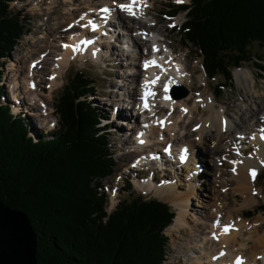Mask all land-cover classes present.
I'll list each match as a JSON object with an SVG mask.
<instances>
[{
	"label": "trees",
	"instance_id": "16d2710c",
	"mask_svg": "<svg viewBox=\"0 0 264 264\" xmlns=\"http://www.w3.org/2000/svg\"><path fill=\"white\" fill-rule=\"evenodd\" d=\"M14 1L0 0V66L26 33L10 9ZM169 7L166 16L186 13L183 41L199 51L209 79L225 82L217 84V95L233 81V68L254 61V43L264 49V0H190ZM257 59L264 68V56ZM95 89L96 80L78 72L57 105L59 129L34 139L2 104L0 87V200L27 214L38 264H165V230L175 217L167 203L139 196L122 199L111 215L106 211L101 190L117 162L99 126L107 114L88 100Z\"/></svg>",
	"mask_w": 264,
	"mask_h": 264
},
{
	"label": "bare ground",
	"instance_id": "6f19581e",
	"mask_svg": "<svg viewBox=\"0 0 264 264\" xmlns=\"http://www.w3.org/2000/svg\"><path fill=\"white\" fill-rule=\"evenodd\" d=\"M52 1L53 0H50V2ZM134 1L136 2V4L134 5V8L137 6H140L142 11L136 12L132 10V13L134 14H130L128 11L121 8V5L127 4L129 2H125L123 0H104V4L99 5L101 6V8L97 9L96 6L91 7L90 4H87L88 10L86 12L81 10L79 16L78 15L76 16V12L80 8L77 9V7H74L71 3L78 2V0H68L67 2L71 4V5L69 4L68 5L70 6L69 15L70 17H72V20L63 28V32H68L69 36L67 38V42L62 41L60 42L59 46H57L60 49L59 50L60 52L56 51V46L53 45L52 47L50 43L51 38L47 37L48 38L47 42L49 43V45H47L46 47L41 46L42 48H45V50L41 51V53H39L37 57L34 55L36 58L34 56H30L27 60L25 59L24 62H21L19 59H15V58L11 59L12 66H11L10 74H9V71H7L9 75L8 82H7L8 83L7 88H11V90L13 91L17 89V93L14 92V95H13L14 100L20 99L24 101V98H25L30 102L31 105L34 106L33 112H36V113H32L31 116L29 115V119L31 117H35L38 119H46L48 118V116L50 117L48 112L51 110L48 108V105L46 104V102L42 99V96H40L39 98L38 92L40 91L43 94L44 92H46V90L49 91V89L47 88L49 85L51 86V90H53L55 87L60 85V81L58 80V77H62V72H64L67 68L71 66L70 59L67 55L64 54V52H67V51L71 52V58L73 60H79V61H84L86 59L87 54L88 56L91 57L92 60H94L95 57L101 58L102 54L107 53V55H109L108 58H110V60L116 61L118 65L121 64V67L127 68L126 71H124V74L120 75L119 77L120 80H124L125 82V80L127 79L134 80V78L140 77L141 67L135 64L136 63L135 60H139L138 55L132 54V59L134 61H132L131 63L122 64L121 63L122 60H125V58L129 59L130 57L129 55L131 54L125 55L124 53H122L121 55H119V52L112 53L111 48L104 47L106 45H102L97 48V45L94 43V38H97V41H100L99 36H96V37L93 36V34L98 35V33H100L101 28H106V31H105L106 36H108L109 38L118 36V39H120L122 36H120L118 33L119 27H116L115 25H113L114 23H116V21L114 20L110 21L111 17L109 15H114L121 22L123 27H125L126 34H136V36L131 38L130 41L135 44L134 45L135 47L136 46L140 47L141 45L134 38L144 34L146 30L150 31L151 28L156 23L152 27L146 28L142 24L140 17L143 16V12H146V5L148 4V0H134ZM26 2L31 3L32 0H27ZM41 2L42 0L36 1L35 7L38 8L36 11H40L38 4ZM16 3H13V4H16ZM52 4L53 3H51L50 5ZM55 4L56 2L54 0V5ZM54 5H52L51 8ZM81 5L84 6V4H81ZM108 6L111 7V10L108 14H105V11H103V9H105ZM48 7L50 6L48 5ZM116 7H118L119 10H116L115 9ZM96 17H98L99 20L96 19ZM54 32L49 33L51 37L54 35ZM152 35H153V38L151 39V41H145L144 39H141L143 41V46L152 47L153 53L151 54H154L155 52L158 53L161 56L164 63L152 66L153 59L156 57L151 58L149 56H145L144 53L142 54L141 57L142 58L145 57L144 67H147L148 65H150V69H146L147 75L145 76L147 77V79L145 81H148L152 72H160V77L164 80L162 83H166L163 88L164 92L162 93V96L157 97L154 100L153 107L151 106V103L148 102L146 107L142 108L140 106L141 100H138V97H137L138 83H137L136 88H132V89H136V92L130 90V88L124 85H123L124 88L120 89L122 90L121 91L122 93H124L125 95H128V97L133 101L134 106L132 107V109L134 112H136L137 116H140V119L142 121L141 128H134L132 126H128L130 127L129 129L134 130L136 132L133 134L134 138L131 140L133 141L132 142L133 147H134L133 149L139 148V147H135V145L141 146L142 149L146 148L145 151L138 152L139 157L136 161L137 166L140 167L141 169L142 167H145L143 168L144 171L147 169L148 161L150 160L151 155L155 153L154 151L150 149V147H153L154 145H156V143H159V144L164 143L165 145L164 147H162L164 149L169 145H174V148L175 147L179 149L183 148L182 151H184V150H187L186 149L187 147L189 149L188 156L184 161L180 162V163L184 162V164L182 165V164L177 163V165L175 166L171 165V169L176 179L177 172L184 173V171H186V168H187V171L185 173H187L186 174L187 180L190 182L191 186H190V189L188 187L186 190L188 189L193 190L194 192H196V194H198L199 193L198 190L200 191L201 189H205V185L202 184V182H200V178L202 174H204V171H201L200 167L204 163L205 166L207 165L206 169H208L207 163H208V159H210L209 157L211 156H210V151L208 149L202 146L197 147L195 144L198 142L205 143L211 146L213 150H220V149L224 150L223 148H227L229 149L230 152H236V154L234 156L229 155V154L226 155V152H225L223 156L222 155L216 156L217 158H223L222 160L224 159L227 160V165L224 167H220V168L226 169L228 165L229 166L230 164L232 165L231 168H233V172L231 176L228 178V183L231 186L233 184V179H235L234 183L238 184L242 189V191L239 190L240 196L241 195L245 196L246 201L251 202L250 199L251 198L253 199L254 198L253 195L256 194L255 192L256 190L255 189V186H256L255 179L256 178H253L251 173L255 172L256 173L255 177H256L262 171L264 167V113L257 118L255 117L256 111L262 110L264 112V101H263L264 99L262 101L261 100L258 101L255 99L256 98L255 96L253 97L250 96L248 98L247 103L243 104L244 107L248 108V113H247V110L245 111V109H240L238 110L239 112L237 114V118H232L230 116L228 117L227 116L228 114L225 113L223 110L219 109V111H216L217 101L215 100V98H213L214 97L213 95H212L213 97L211 96L204 97V95H201V94L200 96L198 95L197 102L195 103L194 101L193 108H191L189 104L190 102L193 101V96L190 94L193 92L189 93L186 99L182 98L183 100L176 99L172 94L175 91L174 89L176 88V86H183L187 89H189V87L194 86L193 85L194 78H193L192 72L190 70L188 71V69L185 66L186 64L183 63V60L180 58V56H177L176 53L170 49L171 47L167 46L166 45L167 43L163 42L160 34L156 36L155 34L152 33ZM54 37H56V35ZM44 38L45 37H42L41 39H44ZM34 40L36 41L39 39H34ZM129 46L128 47L126 46V47L129 48ZM30 47L31 46H29V48ZM51 47L53 48L54 51H50ZM31 53L32 54L36 53V50L35 49L32 50ZM62 53L63 55H61ZM52 54L54 56L60 55V56H57L53 60V65H52L53 67L57 68L58 70L60 69V70L59 72H56L55 69H53L51 79L47 80L49 84L45 87L47 89L45 88L41 89L39 87V82L35 81V79H39L36 76H38L41 70L45 68L43 66L48 64L49 57ZM157 59L160 60L159 58ZM14 63H16V65L19 66V71H17V67L15 66ZM140 65H142V63H140ZM234 70L236 71V76L240 82L244 79L245 81H248V79L252 77L250 71H248L244 67L237 68V69L234 68ZM128 72H133V73L135 72V74L131 75ZM20 76L21 78H19ZM1 79L3 80V76L1 77ZM62 80H63V77H62ZM206 80L207 79H204L200 75L198 76L197 83H206ZM31 81L35 82V88H30ZM250 82H251V79H250ZM117 87L120 88L122 86L120 85ZM170 87H172L171 91H169ZM165 89H167V91H165ZM253 89H255V86L253 87ZM18 90H21L20 91L21 93L20 92L18 93ZM153 92L154 91H151V93L148 95V99L152 98ZM178 93L180 94V92ZM159 104H161V106L169 108L167 112L165 108L160 111V112H165V115L162 116L160 119H159V116L157 115L158 111L156 108L159 106ZM25 105L26 103H22L23 110L25 109L24 111L27 113V116H28V113L31 109L28 108V111H26ZM201 107H203L204 110L207 111L206 112L207 115L203 114L200 121L197 124L193 125L194 128L191 127L192 125L190 126V129L192 128L193 131L191 130L188 132L182 131L181 134H178L179 128H180V124H179L180 121H175L173 119L174 117L173 114L176 112V110L179 109L181 111V115L179 117L180 119L181 118L189 119L190 122L191 121L194 122L196 121V116H199L194 113L202 112ZM126 109L128 108H124V106L121 107V109L119 108L117 109L116 117H115V120L113 121L115 127L121 126L122 123L125 125L124 122H128V121L130 122V124L132 122L134 123L132 114L130 116L129 114L124 112L126 111ZM17 110H20V108L17 107ZM121 115H122V118L124 116L123 119L119 118V116ZM164 118H167L168 121L165 126V129L161 130L160 126L158 127L156 126V123L160 122ZM30 121L32 123L31 119ZM50 126H52V124H50ZM144 131L148 132L150 135H146ZM193 132H196V133L193 134ZM125 134H127V132ZM194 137L195 139H192ZM243 138H246L248 142H245V140L243 141ZM182 143H186V144L182 145ZM244 144L251 145V147L245 149ZM123 145L127 146L126 144H123ZM254 147H255V150L253 154L249 155L251 153V150ZM200 149L205 154H207V156H209L206 158L205 161L201 159L199 155ZM155 154L156 156H160L166 153L160 150V151H157ZM198 156H199V159H198ZM190 157L193 158V160H191ZM193 163H195L196 165V169L194 170L191 169L193 165H190ZM221 172L222 171H218V174H221ZM206 175L208 176V174ZM150 181L151 180L149 181L147 180L146 183L140 185V188L146 189L149 192L154 191V193L156 194V198L166 203L169 202L171 205L181 209V213L180 214L177 213L174 219V222L177 223V225L173 222L172 225L170 226L172 227L176 225L175 227H177V229H180L185 232V235H183L182 236L183 238H181V240L183 241L182 245H185V246H181V249L178 254V259L184 256L186 260V264L188 263L198 264L199 262L202 264H205L206 257L210 254L216 253V255L213 257V261L219 262V264H221V261H220L221 259L224 261V264H235L237 260H240L239 264H258V262L260 261L261 263L259 264H264V250L262 253H260V255H259V250H258V252H256L254 255V259H252L251 250H252L253 244H249L245 246L244 243L241 245L238 243L237 239L240 236L239 230L242 229L243 231H245L246 229L244 230L243 227L247 228L246 227L247 224L243 221H237L238 224L236 225L232 217L233 214H230V212H228L230 215L227 216V219L224 218L223 212L225 210V205L223 204V200L221 199L222 196L217 191H216L215 202L214 204H212V206L214 207L210 206L211 204H209L210 202L209 200L203 201L204 204L202 206L203 209H205L206 211L205 214H207V219L209 218V221L211 224H207L206 222L203 221V222H198L200 224L199 227H194V226H190V224L186 222V215H188V207L190 205L189 198L191 196L182 198L180 202L181 204H178L170 196H167L165 194V192L168 190V187H170L168 184L165 183L161 185L159 184L155 185L154 182H150ZM243 181H245L246 184H244ZM222 184H225V183L222 181ZM207 185H211V184L207 183ZM171 186H176V185L174 182H172ZM177 186H179L178 183H177ZM234 191H235V186L232 192ZM191 199H194V198L191 197ZM219 200H221V202ZM209 206H210V209H209ZM209 214H211V217ZM213 216H214V219L212 218ZM227 224L231 226V230H228L227 232H223V229L225 228ZM246 236H249V234H247ZM251 238L252 237H250V239ZM250 239L248 238L243 241L248 242L250 241ZM173 243L175 245H178V243H176L175 241ZM261 245H263L262 247H264L263 241L259 242L257 244V247L258 246L261 247ZM244 246L248 247V253L245 252ZM186 252H188L187 253L188 255L192 253L193 255L197 254L198 256L193 258V255H192L191 260L189 261L186 255H182V254H185ZM200 257H201V260H199Z\"/></svg>",
	"mask_w": 264,
	"mask_h": 264
},
{
	"label": "rangeland",
	"instance_id": "374dc122",
	"mask_svg": "<svg viewBox=\"0 0 264 264\" xmlns=\"http://www.w3.org/2000/svg\"><path fill=\"white\" fill-rule=\"evenodd\" d=\"M36 1L38 0H32L31 3L25 2V3H16V4L10 5V9H12L13 11H15V13L18 14V19L25 22V25L28 27L27 28L28 35H26L22 39L20 44L15 48L13 52L14 55L11 54L10 59L5 61V63L7 64L10 62V65L8 67L9 69L6 67L1 68L2 70L5 69L2 75L3 80L0 82V87H2L4 91V97L1 98L2 104L4 105L6 103H9L10 101L9 92L7 91V86H8L7 82H8V76H9L7 71H9V74H10L11 66H12L11 59L15 58V59H19L21 62H24L25 59L27 60L30 56L35 55L37 57L38 54L41 53V51L45 50V48H42V47H46L47 45H49V43L47 42V39H48L47 37L51 38L50 43L52 47L53 45L56 46V51L60 52L59 51L60 49L57 46H59L60 42L62 41L67 42V38L69 36L68 32H63V28L72 20V17H70L69 15V9H70L69 5L72 4L74 7H77V9L80 8L76 12V16L77 15L79 16L81 10L85 12L88 10L87 4H90L91 7L96 6L97 9L101 8V6L99 5L104 4V0H78V2H73L71 4L67 2L68 0H55L56 4L54 5V0L52 2H50V0H42V2L38 4L40 11H36L38 9L35 7ZM189 1L190 0H180V2H178V0H148V4L146 5V12L143 14L142 17H140L142 24L146 28H149V27H152L156 23L152 27V29L154 28V33L155 34L159 33L161 35L163 42L167 43L166 45L170 46L171 47L170 49H172L176 53L177 56H180V58L183 60V63L186 64L185 66L188 69V71L190 70L192 72V75L194 78L193 79L194 86L189 87L190 89L189 92L190 93L193 92L190 94L193 96V101L190 102L189 104L191 108H193L194 101L195 103L197 102L198 95L200 96L201 94V95H204V97L214 96L213 98H215V100L217 101L216 111H219V109L223 110L225 113L228 114L227 115L228 117L230 116L232 118H237V114L239 112L238 110L240 109H245V111L247 110V113H248V108L244 107L243 104L247 103L248 98L250 96L252 97L255 96L256 97L255 99L258 101L260 100L262 101L264 99V68L261 69L260 67H257L255 65V63L257 62L259 63L261 62L256 59H254L253 61L254 63L244 62L243 66L240 68L244 67L245 69L250 71L252 77H250L248 81H245L244 79L240 82L236 76V71L234 70L233 81H231V84L228 86V88H225V90H223V92L220 95L215 96L214 93H215L216 85L219 83V81L221 83H225V82L221 80L220 77L216 78V80H210L207 77V74L203 68V58L201 57L199 51H197L195 47H192V46L187 47L185 42L183 41L182 33H181V30H179V26H181V24L185 21V14L182 13L175 19H170L166 17V13L170 11V7H169L170 5L188 4ZM51 3H53L52 5H54L52 8H51L52 5H50ZM81 4H84V6ZM48 5L50 7H48ZM50 32H54V35L52 37L49 34ZM55 35L56 37H54ZM42 37H45V38L41 39ZM34 39H39V40L35 41ZM136 41L139 42L141 47L143 46V41L141 40L140 36L136 37ZM29 46L31 47L29 48ZM52 47L50 51H54ZM122 47L123 45L121 43H117L115 45L110 44L106 48H111L112 53L119 52V55H121L122 53H124V51H121ZM22 49H24L25 52L22 53V56H17L18 53H20ZM34 49L36 50V53L32 54L31 51ZM251 51L253 53L252 55L255 58H257V55L261 56V58H263L264 56V49L259 43H254L251 46ZM64 54L69 57L71 66L67 68L64 72H62L63 80H62V77H58V80L60 81V85H58L53 90H51V86L48 84V81H47L51 79L53 69H55L56 72H59L60 69L58 70L52 65H53V60L57 56H60V55L54 56L52 54L49 57L48 64L44 65L43 67L45 68H43L40 74L36 76L39 79H35V81L39 82V87L41 89L49 85L47 87L49 89L48 92H44L43 94L40 91H39L40 93L38 92L39 98L40 96H42V99L46 102V104L48 105V108L51 111H53L57 108V105L59 104V100L64 93L65 87L68 86V84H70V82L73 81V79L76 77L78 72H83L86 75H90L96 80V89L94 92L88 94V100L94 106L103 110L105 114H107L108 116L107 124L112 125V128L108 130L110 134L109 139L112 145L111 152L117 162V168H116L115 174L109 179H107L105 182L106 192L108 193L112 188L117 187V189H119L120 191H119V196L117 197L116 202L117 201L119 202L121 199H125V198H128L131 200L134 197H138V196H142L146 199H158L156 198V194L154 193V191L149 192L146 189L140 188V185L146 183L147 180L148 181L151 180L150 182H154L155 185H158V184L161 185V184L166 183L170 187H168V190L165 192V194L167 196H170L176 203L181 204L180 202L182 198H185L188 196H191L192 198H194V199H191V197L189 198L190 205L188 207V215H186V222H188L190 226L199 227L200 224L198 222L204 221L207 224H211L209 221V218L207 219V214H205L206 211L205 209H203L202 206L204 204L203 201L205 200H209L210 201L209 204H211L210 206H212V204H214L215 202L216 191H217L222 196L221 199L223 200V204L225 205V210L223 212L224 218L227 219V216H229L230 214H233L232 217L236 225L238 224L237 221H243L247 224L246 227L248 229L243 227V229L244 230L246 229L247 231L246 230L243 231L242 229L239 230L240 236L237 239L238 243L240 245L244 243L245 246L249 244H253V247L251 250L252 259H254V255L256 252H258V250H259V255H260V253L263 252L264 247H262L263 245H261L262 248L260 246L257 247V244L262 241L264 244V211L259 210L257 212V210L259 209V207L264 206V167L262 171L255 177L256 178L255 179L256 194L253 195L254 196L253 199L252 198L250 199L252 203L247 202L245 196H242V195L240 196L239 190L242 191V189L238 184L234 183L235 179H233V184L231 185L232 187L228 183V178L231 176L233 172V168H231L232 165L231 164L230 166L228 165L226 169L220 168V167H224L227 165V160L226 159L222 160L223 158H217L216 156H219V155L223 156L225 152H226V155L229 154V155L234 156L236 154V152H230L229 149L227 148H223L224 150H221V149L213 150L211 146L205 143L198 142L195 144L197 147L202 146L208 149L210 151V156H211V157L207 156V154H205L200 149L199 155L201 159H203L204 161L206 160L207 157H209L210 159H208V163H207L208 169H206L207 165L205 166L204 163L203 165L205 167L203 165L200 167V170L204 171V174H202L200 178V182H202V184L205 185V189H201L200 191L198 190L199 192L198 194H196V192H194L193 190H189L191 184L187 180V176H186L187 173H185L187 171V168H186V171H184V173L177 172L176 179H175V175L170 165L168 167H165L164 170H162V168L155 169L154 167H151L150 169H147L145 173L136 172L132 168L133 167L132 162L134 161L136 157H138V154H133L130 151L131 148L132 149L134 148L132 144L133 141L131 140L133 139V134L136 132L129 129L130 127L128 126H132V127L134 126L135 128L142 126V125H139V121H141V119L135 118L134 119L135 123L132 122L133 124L130 125V122L128 121V122H124L125 125L123 123L121 126L117 125L118 127H115L113 121L115 120L116 111L118 108L121 109V107L123 106L124 108L128 107L125 101H123L124 93H122L121 92L122 90L120 89H123L124 86H127L128 88H130V90L136 92V89H132V88L137 87V83L139 80L136 82L130 79H127L128 81L125 80V82L124 80H120L119 78L120 75H123L124 71H126L127 68L121 67V64L118 65L116 61L110 60V58H108L109 55L106 56L105 61H99L97 59L92 60L91 57L88 56L87 54L86 59L84 61H79V60H73L71 58V52L69 51L64 52ZM61 55H63V53ZM131 62H132L131 60L125 58V60H122L121 63L126 64V63H131ZM14 64L17 67V71H19V66L16 65V63ZM135 64L140 66V62L139 63L136 62ZM200 75L204 79H207L206 80L207 84L197 83L198 76ZM250 79H251V82H250ZM120 85L122 87L120 88L117 87ZM254 86H255V89H253ZM178 90H181V89H178ZM137 97L139 98L138 91H137ZM158 108H157V111H158L157 115L159 116V119H160L162 117V114L165 112H160L161 110L164 109L162 106L159 105ZM24 110L22 109L23 112H25ZM201 111L202 112L200 113H194V114L199 115V116H196V121L197 120L198 121L190 122L189 119H182V118L180 119L179 117L181 115V111L179 109L176 110V112L173 114V116L175 117V118L173 117V119L175 121H180L179 122L180 128H179L178 134H181L182 131L183 132L185 131L188 132L190 130L193 131L192 128L190 129V126L192 125L191 127H193V125L197 124L200 121L203 114L207 115L206 113L207 111L204 110L203 107H201ZM124 112L129 114L130 116L131 114H135L134 111H129L128 109H126V111ZM32 113H36V112L30 111V113H28V116L26 115V112L22 113L21 115L22 117L26 119V123L29 126L30 134L33 136H37L38 138L44 135H46L47 137L53 136V134L59 128V123H58L59 118H58L57 113H55L54 115L50 117L48 116V118L45 117L46 119H38L35 117H31L30 118L32 120V123H31L29 119V115L31 116ZM263 113L264 112L262 110L256 111L255 117L257 118ZM119 118H122V115L119 116ZM56 122H57V125L54 128L53 124H55ZM50 124H52V126H50ZM157 124L158 123H156V125ZM126 132L127 134H125ZM194 133L196 132H193V134ZM192 139H195V137ZM123 144H126L127 146H124ZM184 144L186 143H182V145ZM163 146H164V143L159 144V146L154 145L151 149L154 152H157L159 150H162ZM244 147L246 149V148L251 147V145L244 144ZM254 150H255V147L251 150V153L249 155L253 154ZM198 159H199V156H198ZM190 165H193V167L191 168L192 170L196 169L195 163L190 164ZM218 171H222L221 174H218ZM206 174H208V176ZM155 175L157 176V178ZM152 179L154 181H152ZM128 180L132 184V186L129 188H127L126 186V183ZM135 180H137L139 183ZM222 181L225 184H222ZM172 182H174L176 186H171ZM177 183L179 186H177ZM207 183L211 185H207ZM243 183L246 184L245 181H243ZM109 184L111 185H110V189L108 190ZM234 186H235V191L232 192ZM188 187L189 189L186 190ZM219 201L221 202V200ZM170 206L172 207L173 210H175L176 214L181 213L180 208L175 207L171 204ZM210 206H209V209H210ZM228 212H230V214ZM209 215L211 217V214ZM212 218L214 219V216ZM175 224L177 225V223ZM175 226L170 227L166 231L167 232L166 235L168 236V239H169V244H168V249L166 252L165 264H186V260L184 256L178 259V254L181 249V246H185V245H182L183 241L181 240V238H183L182 236L185 235V232L180 229H177V227ZM247 234H249V236H246ZM250 237L252 238L250 239ZM248 238L250 239V241L248 242L243 241ZM174 241L178 243V245H175L173 243ZM245 246H244L245 252L248 253V247H245ZM187 253L188 252L182 255H186V257H188L190 261L193 254L191 253L190 255H188ZM215 255L216 253L208 255L206 257L205 264H219V262L213 261V257ZM197 256H198L197 254L193 255V258ZM199 260H201V257L199 258ZM220 261H221V264H224V261L222 259ZM259 263H261V261L258 262V264ZM198 264H202V263L199 262Z\"/></svg>",
	"mask_w": 264,
	"mask_h": 264
},
{
	"label": "water",
	"instance_id": "95a60500",
	"mask_svg": "<svg viewBox=\"0 0 264 264\" xmlns=\"http://www.w3.org/2000/svg\"><path fill=\"white\" fill-rule=\"evenodd\" d=\"M180 89V87L178 88ZM175 89L173 96L182 99L189 91ZM0 264H38L37 235L26 213L12 209L0 200Z\"/></svg>",
	"mask_w": 264,
	"mask_h": 264
},
{
	"label": "snow or ice",
	"instance_id": "6c2138e0",
	"mask_svg": "<svg viewBox=\"0 0 264 264\" xmlns=\"http://www.w3.org/2000/svg\"><path fill=\"white\" fill-rule=\"evenodd\" d=\"M178 2H180V0H178ZM121 8L124 9V10H126V11H128L130 14H134V13H132V8L129 7V6H127V5H121ZM103 11L107 12L108 9H103ZM33 87H34V85H33ZM165 91H167V89H165ZM251 175L253 176V178H255L256 173L255 172H252ZM228 230H229V228L228 227H225V232H227Z\"/></svg>",
	"mask_w": 264,
	"mask_h": 264
}]
</instances>
